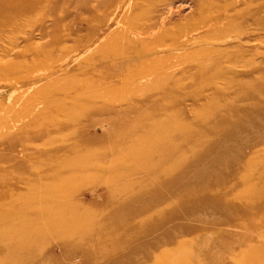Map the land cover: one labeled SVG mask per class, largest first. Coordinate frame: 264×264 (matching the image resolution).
<instances>
[{"label":"rangeland","instance_id":"obj_1","mask_svg":"<svg viewBox=\"0 0 264 264\" xmlns=\"http://www.w3.org/2000/svg\"><path fill=\"white\" fill-rule=\"evenodd\" d=\"M28 1L0 0V62H31L30 44L55 57L36 85L0 73V264H264V0H34L19 14ZM134 45L150 52L134 72L155 68L143 88L127 75ZM55 78L98 107L83 115L105 121L97 134L38 136L62 128L37 104L62 101L44 88ZM44 167L38 187L13 178ZM33 194L61 210L7 200Z\"/></svg>","mask_w":264,"mask_h":264},{"label":"bare ground","instance_id":"obj_2","mask_svg":"<svg viewBox=\"0 0 264 264\" xmlns=\"http://www.w3.org/2000/svg\"><path fill=\"white\" fill-rule=\"evenodd\" d=\"M8 1H10V0H8ZM35 2L36 1H34V0H29L26 8L24 10L22 9L19 12V14L23 13L25 10H31V8H34L35 4H36ZM177 30H180V28ZM164 32H165V34L168 33L167 30H165ZM42 35H44V34H42ZM15 40H17V37H15ZM15 40L14 39L12 40L13 47L16 46ZM53 43H55V42L53 41ZM29 44L30 43H27V46H29ZM29 47L30 48L27 50V52L28 53L32 52V54H33L32 55L33 60L31 62H29V61H26L25 63H19L18 61H15L14 63H12V62L4 63L2 61L0 62L1 63L0 73L3 75H6V77H9V79L15 78V82H12L8 85L9 88H14L15 85L17 86V84H15V83H20V84H23L24 86L36 85V84H38V82L42 81L46 77V76H39V75L33 76L32 72L37 68L36 66L38 64L44 65V63L47 62L48 59L53 60V58L55 57L53 51L49 52L50 55L45 56L46 52L49 51L48 48L47 49L38 48V47H34V45L32 46L31 44ZM131 49H133V52H131L130 54L127 55V75H133L131 82L134 80L135 83L140 84L139 87L143 88L149 83V81L151 79L150 77L153 76V73L155 72V68L153 67V65L151 67H143V65H141L140 66L141 68H139L137 70V73L134 72V68L132 66L146 63L147 60L149 59L150 52H149V49H147V46L140 47V45H134V47ZM12 51H13V49L11 47L8 50L3 51V54L4 55L14 54V55L18 56L16 52L12 53ZM25 54L26 53L24 52V55ZM62 58L64 59V57H62ZM57 62L58 61H55L53 63V65H54L53 67H56ZM84 66H85V64L81 65L79 68L77 67V69L84 70L86 68ZM58 71H60L59 67H57L56 72H58ZM224 72H225V70L223 68L220 69V67H218L214 71L205 70L202 74H203V77L206 78L207 80H213L214 81L216 79V77H219V76L221 77V75ZM9 75H11V76H9ZM62 80L55 78V79H53L52 82L44 84V88H46V90L51 92L52 95L53 94H55V95L59 94L62 91H64V90H62V88L64 87V83L69 84L72 82L71 80H63V81ZM129 85H130V83L128 82L127 86H129ZM260 86H262V85H260ZM60 96L62 97V101H58L55 103L52 100H50V98H52V97L40 98L37 100V104L43 103L44 105L46 104L47 107H50V108L53 107L52 109L56 110L55 115L57 116V119L54 120V123L58 121V123L62 125V128L60 130V128L55 129L54 125L47 124L48 127L46 126L43 131H37V133L39 132L38 136H40L41 138H45V136L52 133V131L57 132V133H62L64 130L67 132V136L63 137L60 140V142L67 144L69 141H72L71 139L75 140L76 139L75 135H77V134L83 135L84 137L88 136L90 134H93V133L89 132L90 128H92L93 131L97 134V127L100 124L102 125V123L105 124V121H103L100 118H93V119L89 120L88 122H86L85 120H83V115H86V113H88V112L93 113L94 111H98L99 109H96L98 107L97 106H90L87 101H84V99L82 98V95L79 93H72L69 95H67L66 93H61ZM23 109L25 111H26V109H28L26 104L23 106ZM81 110L85 111V112L81 113ZM62 112L64 113V116H63ZM57 113H59V115H57ZM87 126H88V129H87ZM107 126H109L108 123H107ZM104 127H106V126H104ZM154 133H155V131H154ZM90 137L91 138H89V139L85 138L83 142H78V141H77L78 143L74 142L73 145L68 147V152L66 151V155H67V153H69L71 155H76L78 158H81L83 156L82 154H80L81 148H83L91 140H94L95 136H90ZM46 155L47 154H45L44 157H46ZM41 157H43L42 152H38L34 156L35 159L36 158L39 159ZM59 158H58V162H59ZM48 161H49V163H51L50 159ZM51 164H53V163H51ZM47 165H50V164L44 163L41 166L43 167V166H47ZM53 165H56V164H53ZM45 168L46 167H44V169L39 168L37 172L32 171V173H30V175L26 178L25 177L24 178L15 177V176H13V178L27 184V188L33 187L35 185H37V187H38L37 182L39 180H37V179H40L42 177L46 178L48 176V173L50 172V171H45ZM52 175L53 176H51L50 178L57 177V179L60 182L62 179V176L64 175V172H62L61 169L58 167V165H56V167L52 170ZM117 179L120 180L123 178L117 176ZM71 182H72V180H70V183ZM222 183H223V181H222ZM55 185L57 186V184H55ZM126 188H127V186H126ZM223 189H226V188L224 187ZM232 189L233 188H229L230 191H232ZM39 190L41 191L40 187H39ZM45 190L49 191L50 187L48 185H45L41 192H44ZM206 190H208V189H206ZM206 190H204V191H206ZM55 191H57V188ZM63 192H64V193H62L63 196L59 193H56L54 195L58 196V198L63 199L65 195L70 194L69 191L63 190ZM223 192L228 193L229 191H227V190L224 191L222 189L210 190V191L208 190V193L207 192L200 193V196H201V198H210V197H217L218 198L217 195L222 194ZM210 194H213V196H210ZM73 195L74 194L71 193L69 195V197H72ZM3 196H2V198H3ZM25 197L28 199L38 201L41 205L47 206L49 208V210H53V211L61 210V209H59V207H61L62 204L52 202V200L54 198H52L50 201L46 198H42V197L39 198V197H37L36 194H33L32 196L25 195L22 197H15V195H14L11 197H7V200L9 201V203L11 201L17 202L19 199H21V198L24 199ZM69 213H72V212L69 211L68 214ZM44 219H46V218L44 217Z\"/></svg>","mask_w":264,"mask_h":264}]
</instances>
